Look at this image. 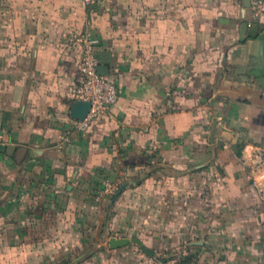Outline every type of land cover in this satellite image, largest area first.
Segmentation results:
<instances>
[{
	"label": "crops",
	"instance_id": "0c3cea01",
	"mask_svg": "<svg viewBox=\"0 0 264 264\" xmlns=\"http://www.w3.org/2000/svg\"><path fill=\"white\" fill-rule=\"evenodd\" d=\"M251 1L0 0V264H264ZM90 40L120 94L81 133Z\"/></svg>",
	"mask_w": 264,
	"mask_h": 264
},
{
	"label": "built area",
	"instance_id": "2783aa9c",
	"mask_svg": "<svg viewBox=\"0 0 264 264\" xmlns=\"http://www.w3.org/2000/svg\"><path fill=\"white\" fill-rule=\"evenodd\" d=\"M251 18L254 21H264V0L251 1ZM96 41H88L85 45V56L80 66L79 84L75 90L76 101L90 102L92 108L88 116L77 121V130L81 133L89 131L91 122L98 116L109 110L118 102L119 88L106 76L98 73L99 60L95 51ZM3 142V135L0 132V145ZM258 184L256 176L252 178ZM117 190L112 183H106L105 194H114ZM139 264H158L156 258L145 257Z\"/></svg>",
	"mask_w": 264,
	"mask_h": 264
},
{
	"label": "water",
	"instance_id": "95a60500",
	"mask_svg": "<svg viewBox=\"0 0 264 264\" xmlns=\"http://www.w3.org/2000/svg\"><path fill=\"white\" fill-rule=\"evenodd\" d=\"M246 7H249V4H247ZM260 39L263 42V56H264V30H263L262 34L260 35ZM98 73L102 76H107V75H109V68L106 66H99L98 67ZM91 108H92V105L90 102L77 100V101H75V103L71 109V116L73 119H75L77 121H82L88 116ZM123 189L124 188H122L118 192V194H117L118 196L121 194ZM132 243L139 245L141 248V251L143 252V254L146 257H149V258H155L156 257V253L154 251L149 249L147 246H145L143 244V242H141L140 240H137V239H112L110 242L111 247L113 249L128 246Z\"/></svg>",
	"mask_w": 264,
	"mask_h": 264
}]
</instances>
